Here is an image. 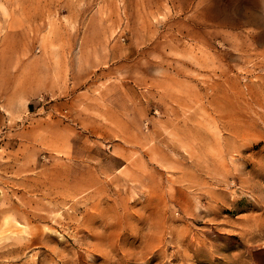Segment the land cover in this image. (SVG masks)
I'll return each mask as SVG.
<instances>
[{"label": "rangeland", "instance_id": "rangeland-1", "mask_svg": "<svg viewBox=\"0 0 264 264\" xmlns=\"http://www.w3.org/2000/svg\"><path fill=\"white\" fill-rule=\"evenodd\" d=\"M0 264H264V0H0Z\"/></svg>", "mask_w": 264, "mask_h": 264}, {"label": "bare ground", "instance_id": "bare-ground-1", "mask_svg": "<svg viewBox=\"0 0 264 264\" xmlns=\"http://www.w3.org/2000/svg\"><path fill=\"white\" fill-rule=\"evenodd\" d=\"M20 230V229H19ZM34 232V231H33ZM26 237V236H25ZM28 237V236H27Z\"/></svg>", "mask_w": 264, "mask_h": 264}]
</instances>
